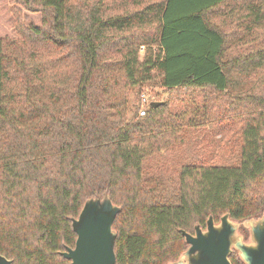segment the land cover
Returning a JSON list of instances; mask_svg holds the SVG:
<instances>
[{
	"label": "trees",
	"instance_id": "obj_1",
	"mask_svg": "<svg viewBox=\"0 0 264 264\" xmlns=\"http://www.w3.org/2000/svg\"><path fill=\"white\" fill-rule=\"evenodd\" d=\"M14 2L20 37L0 36L1 253L73 264L61 253L76 242L71 217L106 192L121 206L116 264H167L188 246L181 229L264 212V0H153L118 14L105 0ZM22 7L41 24L24 23ZM156 76L204 91L188 122L220 125L231 161L148 165L182 130L167 102L129 114ZM230 259L245 264L236 249Z\"/></svg>",
	"mask_w": 264,
	"mask_h": 264
},
{
	"label": "water",
	"instance_id": "obj_2",
	"mask_svg": "<svg viewBox=\"0 0 264 264\" xmlns=\"http://www.w3.org/2000/svg\"><path fill=\"white\" fill-rule=\"evenodd\" d=\"M164 101H153L156 106ZM121 206L113 202L108 192L88 197L77 217H71L77 234L75 245L67 246L62 255L73 264H116L115 219ZM203 228L181 229L188 244L181 255L167 264H233L230 254L236 249L245 264H264V212L242 221L231 218L229 212L215 221L209 215ZM245 227L248 235L241 230ZM0 264H15L0 252Z\"/></svg>",
	"mask_w": 264,
	"mask_h": 264
},
{
	"label": "rangeland",
	"instance_id": "obj_3",
	"mask_svg": "<svg viewBox=\"0 0 264 264\" xmlns=\"http://www.w3.org/2000/svg\"><path fill=\"white\" fill-rule=\"evenodd\" d=\"M107 2L108 14L129 13L140 9L145 4L153 0H105ZM15 7L21 4L14 0H0V36L20 37L14 28ZM25 14L24 23L41 24L42 14L38 10H30L22 7ZM148 25H145V27ZM144 48L141 49V55ZM145 93L153 101H164L168 104V111L175 117L181 116L182 130L168 149H164L148 160V165L152 168L159 165L176 167L183 161L206 152L212 153L211 161L228 162L231 161L229 155L221 146L220 139L223 130L217 123H206V125H190L188 119L194 116L196 109L201 108L203 101V90H196L192 93H184L182 90L169 89L159 81V76L153 78L139 92L138 98L132 95L130 98V112L132 115L136 111L137 104L140 106L141 93ZM153 106V105H152ZM140 115V114H139ZM178 120V118H177Z\"/></svg>",
	"mask_w": 264,
	"mask_h": 264
},
{
	"label": "built area",
	"instance_id": "obj_4",
	"mask_svg": "<svg viewBox=\"0 0 264 264\" xmlns=\"http://www.w3.org/2000/svg\"><path fill=\"white\" fill-rule=\"evenodd\" d=\"M153 99H150L144 92L141 93L139 114L144 115L147 113L148 107L152 106Z\"/></svg>",
	"mask_w": 264,
	"mask_h": 264
}]
</instances>
